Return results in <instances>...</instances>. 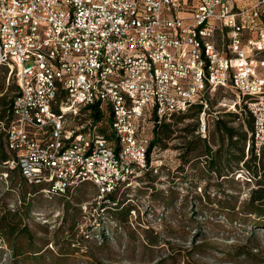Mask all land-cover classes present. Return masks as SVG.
Returning a JSON list of instances; mask_svg holds the SVG:
<instances>
[{"label": "built area", "instance_id": "1", "mask_svg": "<svg viewBox=\"0 0 264 264\" xmlns=\"http://www.w3.org/2000/svg\"><path fill=\"white\" fill-rule=\"evenodd\" d=\"M1 68L17 84L6 164L49 198L128 189L146 168L147 116L199 105L203 133L226 88L252 117L247 152L264 150V0H0ZM96 103L116 144L85 114Z\"/></svg>", "mask_w": 264, "mask_h": 264}, {"label": "rangeland", "instance_id": "2", "mask_svg": "<svg viewBox=\"0 0 264 264\" xmlns=\"http://www.w3.org/2000/svg\"><path fill=\"white\" fill-rule=\"evenodd\" d=\"M0 88V98L16 95L14 75L3 68ZM235 101L230 88L215 91L204 116L205 132L199 127L194 135L208 141L212 153L221 144L214 132L217 120L234 128L242 125L244 130L250 121L242 106L234 107ZM4 109L0 106V112ZM195 111L188 113L193 119L173 127L176 132L166 141V149L154 150L151 171L146 177L145 171L140 172L124 190L125 203L116 216L108 207L101 208L105 203L92 184L49 198L23 184L17 173H9L10 168H0V219L6 222L0 223V264H264V217L241 212L257 182L264 184V171L253 170L249 176L241 164L231 163L221 173L230 175L223 180L207 169L205 156L195 159L193 153L188 158L194 160L182 164L183 140L178 137L184 133L179 130L197 123ZM85 114L90 119L91 113ZM5 122L0 121V133ZM241 146L234 141L232 157ZM245 156L250 158L247 145ZM124 206L130 208L129 214ZM8 223L17 226L12 234L4 229ZM35 255L40 259L30 260Z\"/></svg>", "mask_w": 264, "mask_h": 264}, {"label": "trees", "instance_id": "3", "mask_svg": "<svg viewBox=\"0 0 264 264\" xmlns=\"http://www.w3.org/2000/svg\"><path fill=\"white\" fill-rule=\"evenodd\" d=\"M1 92V88H0ZM15 96L11 99L7 100L6 96H2L0 98V106H3L5 109L0 112V121L2 119H6V126L3 132L0 133V168L9 169L6 162H8L10 159L13 158L12 152L8 150L7 142H6V128L8 126V120L10 117L11 112V106L13 103ZM211 98H209V105L211 103ZM91 110L90 118L93 119V123L97 124L98 122H103V127L99 128L100 133H102L106 140L110 144H116V139L114 138L113 133L110 131L108 124H110V118L111 114L109 110L100 111V105L98 103L92 105L89 107ZM242 113H244L246 116L250 117V121L248 120L245 125V130L242 125H240L238 128L230 127L228 126L227 122L224 120H217L215 122V129L214 132L220 136V142L221 144L218 146V149L212 153V149L210 147V144L206 140H201L199 137L194 136L196 131L200 127V114L202 113V107L199 105L192 106L189 110H187L183 114H179V119L175 122L166 124V121L158 120L154 112H152L150 115L147 116V123L145 125L144 134L149 138L150 142L147 148V156H146V168L143 170L145 177L147 176L149 171H151L152 167V156L155 149H166V141L173 139V135L176 132L173 127L177 126L178 124L182 123L184 119H193V115L188 114L192 110H196V119L197 123L194 124H187L184 128H181L179 131L180 133H184V135L179 136L178 138L183 140L182 146L179 147L183 152L180 154V160L182 161V164H189L194 160L193 158H188L189 155L196 153V158L200 156H205L207 161V169L209 171H214L216 174H218L217 179L223 178V180H228V174L221 175V173L225 170H228L231 168V163L235 164L236 167L238 165H242L243 169H245L250 176V171L258 170L264 171V150L261 152L259 156H256L251 149H249L250 158L248 160H245V145H247L249 141V135L252 132L253 128V121L252 117L249 116V114L246 112L245 108L241 107ZM208 111V110H206ZM178 115H172L171 117H175ZM229 116L238 118L237 115L229 114ZM191 136V138H189ZM189 138V139H188ZM234 141H236L238 144H242L240 148H238V155L235 157H232L233 152H231L234 146ZM226 143V144H225ZM226 145V146H225ZM199 149L203 150V154L199 155L197 152ZM225 157V162L227 163L226 168H224L222 165V159ZM9 173H17L19 179L23 184H27L25 180L20 176V173L16 168L9 169ZM258 178L253 177V179ZM140 180L142 178H139ZM232 181V180H231ZM86 184V183H82ZM90 184V183H88ZM29 185V184H28ZM80 185V184H79ZM33 186V185H30ZM37 188L39 191L42 188L41 186H33ZM78 187V185L76 186ZM74 187L73 190L76 188ZM124 190L122 188H118L116 191L108 194L105 196L103 201L105 204L101 206V208H109V213L116 216V211L120 208V206L125 203L124 198ZM71 191V190H70ZM69 191V192H70ZM69 192L66 194L68 195ZM63 195V196H66ZM63 196H53V197H63ZM127 211V214H129L130 208H127L124 206L122 209ZM107 210V209H106ZM227 210V209H226ZM235 208H228V211L232 212ZM244 214H251L255 215L258 218L264 217V184L259 181L257 182V188L251 190L250 198L248 201V204L243 206L242 211ZM127 220H124L125 222ZM0 223H6L4 219H0ZM2 227V224H0V228ZM17 226H11L9 223L5 225L4 229L9 232V234H12L15 232V228ZM73 227V225H71ZM6 239L9 238L8 236H5ZM38 256H31L30 260H36L40 259ZM16 263V262H15Z\"/></svg>", "mask_w": 264, "mask_h": 264}, {"label": "crops", "instance_id": "4", "mask_svg": "<svg viewBox=\"0 0 264 264\" xmlns=\"http://www.w3.org/2000/svg\"><path fill=\"white\" fill-rule=\"evenodd\" d=\"M239 6H244L247 3V0H237Z\"/></svg>", "mask_w": 264, "mask_h": 264}]
</instances>
